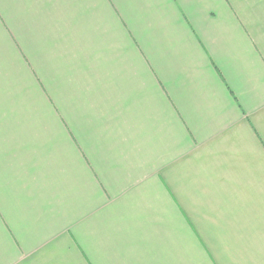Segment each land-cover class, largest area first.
Returning a JSON list of instances; mask_svg holds the SVG:
<instances>
[{"label":"crops","instance_id":"0c3cea01","mask_svg":"<svg viewBox=\"0 0 264 264\" xmlns=\"http://www.w3.org/2000/svg\"><path fill=\"white\" fill-rule=\"evenodd\" d=\"M0 264H264V0H0Z\"/></svg>","mask_w":264,"mask_h":264}]
</instances>
